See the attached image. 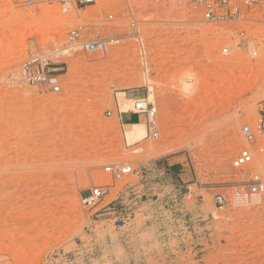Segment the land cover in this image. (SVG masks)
<instances>
[{"label": "rangeland", "instance_id": "rangeland-1", "mask_svg": "<svg viewBox=\"0 0 264 264\" xmlns=\"http://www.w3.org/2000/svg\"><path fill=\"white\" fill-rule=\"evenodd\" d=\"M65 8L0 0V264H264V197L213 202L224 183L264 174L231 166L259 146L240 126L264 101V3L224 21L178 0ZM70 29L117 41L84 51ZM36 57L53 71L44 84L24 74ZM146 96L158 136L129 144L117 105ZM120 162L136 171H104ZM96 185L103 201L83 204Z\"/></svg>", "mask_w": 264, "mask_h": 264}, {"label": "built area", "instance_id": "built-area-1", "mask_svg": "<svg viewBox=\"0 0 264 264\" xmlns=\"http://www.w3.org/2000/svg\"><path fill=\"white\" fill-rule=\"evenodd\" d=\"M22 5H39L40 3L57 2L65 9L70 8L71 5L76 7H84L86 5H92L96 0H18ZM190 6L198 7L204 19L210 21H224L231 18H240V6L252 5L258 3H264V0H178ZM81 35L79 30L70 29L68 31L69 41H80ZM117 40L113 37L86 39L81 40L78 44L84 51H98L105 52L109 46L114 44ZM222 52L227 54L229 52L228 47H223ZM35 64L36 72L33 69ZM50 64L41 57H36L26 61L23 64L24 74L26 79L31 84L41 83L44 84L49 80L51 67ZM40 67V69H39ZM58 69V68H54ZM33 71V72H32ZM53 91L59 90L57 84L53 85ZM137 114L143 115L145 118L146 130L151 137H157L158 131L156 129V106L154 102L148 99V97H138L133 99L132 109ZM110 113V110L107 111ZM240 132L244 140L250 144H258L256 148L251 146H244L240 148L231 160V166L234 169L246 170L252 164L258 166H264V147L261 142L264 141V101L260 104L259 115L254 123H243L240 126ZM104 171L109 173L114 179H121L126 175H129L136 171L135 167L128 162H120L116 164L105 165ZM128 187H126L127 189ZM221 191L216 192L213 195V202L219 206H227L229 204H245L256 201L264 197V174L255 170L247 173L245 179L241 181H230L224 183ZM105 189L96 185L90 188L88 194L81 195V201L87 205H98L103 201ZM121 203L120 201H118ZM117 201L104 203L96 211L115 210L114 204ZM139 203V204H138ZM135 209L140 207L139 200L134 201ZM133 204V205H134ZM142 204V203H141ZM115 222H120L122 225L126 223L129 217H112Z\"/></svg>", "mask_w": 264, "mask_h": 264}, {"label": "bare ground", "instance_id": "bare-ground-1", "mask_svg": "<svg viewBox=\"0 0 264 264\" xmlns=\"http://www.w3.org/2000/svg\"><path fill=\"white\" fill-rule=\"evenodd\" d=\"M146 83H147V79H145ZM124 92H119V95L120 96H124ZM118 106L120 109H128V105L127 103L123 102V101H120L118 103ZM132 128L130 129H126L125 132H124V137L125 139L127 140V142L129 144H133L137 141H140L142 138H144V136L146 135V129H145V126L140 123V122H136V123H132ZM41 179V178H40Z\"/></svg>", "mask_w": 264, "mask_h": 264}, {"label": "crops", "instance_id": "crops-1", "mask_svg": "<svg viewBox=\"0 0 264 264\" xmlns=\"http://www.w3.org/2000/svg\"><path fill=\"white\" fill-rule=\"evenodd\" d=\"M138 98V97H135ZM134 98V99H135ZM117 118L119 119V121L123 124V125H127V129L132 128V123H136L139 122L141 119V115L137 114L136 112H134L133 110L130 109H120L119 106L117 105ZM129 116L131 117V119H126L123 120L124 116Z\"/></svg>", "mask_w": 264, "mask_h": 264}]
</instances>
